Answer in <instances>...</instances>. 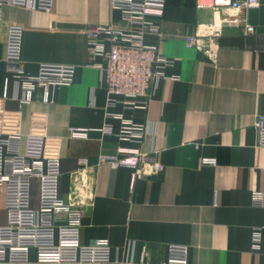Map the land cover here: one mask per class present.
Instances as JSON below:
<instances>
[{"label":"crops","instance_id":"1","mask_svg":"<svg viewBox=\"0 0 264 264\" xmlns=\"http://www.w3.org/2000/svg\"><path fill=\"white\" fill-rule=\"evenodd\" d=\"M259 1L247 14L258 35L225 28L212 62L186 37L213 22L215 12L197 8L196 0H166L163 17L153 18L162 35L146 42L173 65L154 79L148 108L112 109L147 128L142 145L117 136L122 120L105 116V74L89 65L88 27L121 23L111 0H55L50 12L3 6L0 134H20L29 158L61 160V195L84 209L82 245L106 240L113 259L124 264H163L172 244L188 246V264H264V205L252 199L254 192L264 193V147L256 127L257 116L264 115ZM12 26L24 29L22 60L30 75L41 64L77 68L71 84L49 88L48 101L41 89L26 101L8 70ZM106 123L114 134H103ZM72 128L88 129V137H72ZM136 149L146 161L135 178L131 167L101 161V155ZM156 162L161 169L152 171ZM5 222L0 196V226Z\"/></svg>","mask_w":264,"mask_h":264},{"label":"built area","instance_id":"2","mask_svg":"<svg viewBox=\"0 0 264 264\" xmlns=\"http://www.w3.org/2000/svg\"><path fill=\"white\" fill-rule=\"evenodd\" d=\"M196 3L199 9L213 10L216 17L213 22L200 25L197 35L186 37V42L210 61L216 60L218 41L225 28L237 27L245 34L258 35L247 14L260 6L259 0H196ZM54 4L55 0H0V22L4 5L50 12ZM111 6L120 11L121 23L88 27L89 65L105 74V116L122 120L117 136L142 145L147 128L123 119L112 109L119 104L131 109L148 108L154 79L164 76L165 69L173 65L156 46L146 42L149 35H162L153 18L163 17L166 0H111ZM23 35L22 27L9 28L5 58L8 70L21 82L26 101H32L37 89H41V98L48 101L49 88L71 84L77 68L41 64L37 75H30L22 60ZM258 39L262 41L260 36ZM256 127L258 145L264 147V115L257 116ZM102 132L114 134L112 125L106 123ZM70 133L74 138H87L89 131L72 128ZM21 142L20 134H0V196L6 217L5 224L0 226V264H124L113 259L112 247L106 240L91 246L81 244L84 209L61 195V160L29 158L22 153ZM101 161L113 167H131L135 178L146 159L145 153L136 149L101 155ZM160 169L159 162L152 165V171ZM252 199L255 206L264 205L263 192H254ZM188 255L187 245L172 244L163 264H188Z\"/></svg>","mask_w":264,"mask_h":264}]
</instances>
